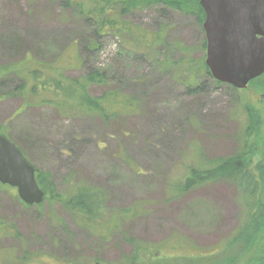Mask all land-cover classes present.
<instances>
[{
    "label": "rangeland",
    "instance_id": "374dc122",
    "mask_svg": "<svg viewBox=\"0 0 264 264\" xmlns=\"http://www.w3.org/2000/svg\"><path fill=\"white\" fill-rule=\"evenodd\" d=\"M128 18L151 31L166 25L168 43L194 48L197 58L203 54L205 31L192 16L159 6ZM93 34L94 26L64 0H0V130L21 142L54 184L41 205H28L15 187L0 183V220L14 227L11 234H0V264L25 254L32 257L27 264H130L140 245L159 247L170 259L139 258L138 264H174L178 253L172 247L177 246L167 248L172 239L179 237L193 252L210 250L242 218L240 193L232 182L210 183L182 196L173 188L200 152L211 158L238 151L245 126L242 104L264 119V75L245 89L216 84L205 75L190 85L183 65L157 62L114 35L98 38L101 47L91 48ZM13 40L21 50L10 48ZM64 53L78 63L63 75L82 80L87 70L99 69L106 83L90 85L89 92L119 89L136 95L138 111L104 120L49 105L50 92L27 95L25 101L14 91L15 71L46 70ZM181 57L179 51L170 54L174 60ZM255 141V159L264 164V121ZM81 185L103 191L109 216L122 211L132 216L89 228L66 207Z\"/></svg>",
    "mask_w": 264,
    "mask_h": 264
},
{
    "label": "trees",
    "instance_id": "16d2710c",
    "mask_svg": "<svg viewBox=\"0 0 264 264\" xmlns=\"http://www.w3.org/2000/svg\"><path fill=\"white\" fill-rule=\"evenodd\" d=\"M64 2L66 7L74 6L79 15L94 26V41L88 43L91 48L99 49L101 47L100 42L97 41L98 38L114 35L124 39L126 45L134 52L152 55L157 58V62L163 64L172 62L183 65L188 71L190 85L198 81L200 75L213 79L216 84H222L212 77L205 63L206 39L199 46L203 54L197 58L193 55L194 48L181 42L168 43L166 41L168 26L161 25L157 30L151 31L133 23L128 18L135 12L160 6L164 10L192 16L197 26L204 30L203 23L206 14L200 0H64ZM69 46L72 44L70 43ZM10 48L21 50L22 47L17 40H13ZM164 48L167 52L161 55V50ZM72 50H77V47L75 46ZM175 51L182 53V57L178 60L170 58V54L172 56ZM160 55L164 58L161 59ZM77 63V57L72 53H64L62 59L50 64L46 70L39 67H23L14 73L19 79V84L15 86L14 91L19 93L25 101H27V95L31 94L34 97L50 92L51 96L45 99L49 105L77 113L97 115L104 120L138 111L140 104L136 95L124 93L119 89H110L101 95H92L89 92L90 85L106 83V75L99 69L87 70L82 80L62 74L63 71L75 67ZM231 87L235 89V87ZM242 109L245 126L238 151L230 156L211 158L205 157L204 153L200 152L197 160L190 164L185 179L177 182L173 188L176 196H182L195 188L210 183L232 182L240 193L244 210L242 218L234 232L210 250H195L196 252H193L189 249V245L179 237L172 239L167 248L170 249L171 244L177 246V249L172 247L178 253L174 257V264H264V164L255 159L256 153H254L255 134L264 119L262 120L261 115L247 104H242ZM0 134L7 135L1 130ZM8 139L35 167L36 179L45 192L44 200H46L49 190L54 187L48 173L41 171L33 163L25 148L21 146V142H16L10 137ZM104 202L105 196L101 189L91 185H81L68 197L66 207L92 229L97 227L101 229L115 216L118 220L122 215L124 217L132 216V213H128L131 211L112 213L109 216ZM13 228L0 220L1 235L11 234ZM165 255L159 247L140 245L136 247L130 264H138L139 258L147 261L169 258ZM31 258L30 254H25L22 258L13 259L10 262L12 264L25 262L24 264H27Z\"/></svg>",
    "mask_w": 264,
    "mask_h": 264
},
{
    "label": "water",
    "instance_id": "95a60500",
    "mask_svg": "<svg viewBox=\"0 0 264 264\" xmlns=\"http://www.w3.org/2000/svg\"><path fill=\"white\" fill-rule=\"evenodd\" d=\"M200 4L206 14L205 63L212 77L245 89L264 74V0H200ZM0 183L15 187L28 205L44 201L45 192L37 182L35 167L3 134Z\"/></svg>",
    "mask_w": 264,
    "mask_h": 264
}]
</instances>
